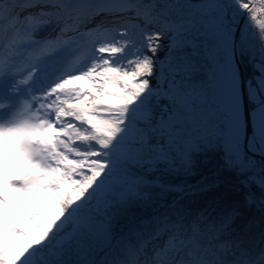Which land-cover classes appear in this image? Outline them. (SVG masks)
<instances>
[{
    "label": "snow or ice",
    "instance_id": "1",
    "mask_svg": "<svg viewBox=\"0 0 264 264\" xmlns=\"http://www.w3.org/2000/svg\"><path fill=\"white\" fill-rule=\"evenodd\" d=\"M0 264H264V0H0Z\"/></svg>",
    "mask_w": 264,
    "mask_h": 264
},
{
    "label": "trees",
    "instance_id": "2",
    "mask_svg": "<svg viewBox=\"0 0 264 264\" xmlns=\"http://www.w3.org/2000/svg\"><path fill=\"white\" fill-rule=\"evenodd\" d=\"M150 211V209H146L144 214H147Z\"/></svg>",
    "mask_w": 264,
    "mask_h": 264
},
{
    "label": "rangeland",
    "instance_id": "3",
    "mask_svg": "<svg viewBox=\"0 0 264 264\" xmlns=\"http://www.w3.org/2000/svg\"><path fill=\"white\" fill-rule=\"evenodd\" d=\"M29 203H30L29 201H25L26 206H27Z\"/></svg>",
    "mask_w": 264,
    "mask_h": 264
}]
</instances>
